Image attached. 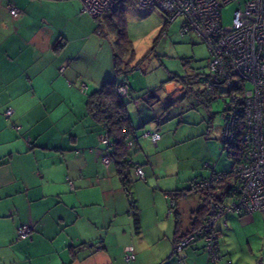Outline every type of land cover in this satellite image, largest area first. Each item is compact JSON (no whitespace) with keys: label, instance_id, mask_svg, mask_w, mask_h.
I'll use <instances>...</instances> for the list:
<instances>
[{"label":"crops","instance_id":"0c3cea01","mask_svg":"<svg viewBox=\"0 0 264 264\" xmlns=\"http://www.w3.org/2000/svg\"><path fill=\"white\" fill-rule=\"evenodd\" d=\"M94 22L79 0H0V264H211L202 239L176 254L172 246L204 211L205 197L192 181L207 176V163L217 170L222 156L217 95L192 91L201 111L160 130L147 121H164L162 108L127 86L135 133L156 128L161 136L157 144L138 139L131 150L145 179L104 164L87 99L113 78L115 39L97 36ZM166 86L167 100L189 90ZM175 190L182 194L167 215L166 193ZM222 222L221 259L212 264H264V212ZM21 224L31 226L25 238L18 237ZM126 247L135 254L130 262Z\"/></svg>","mask_w":264,"mask_h":264},{"label":"built area","instance_id":"2783aa9c","mask_svg":"<svg viewBox=\"0 0 264 264\" xmlns=\"http://www.w3.org/2000/svg\"><path fill=\"white\" fill-rule=\"evenodd\" d=\"M80 2L81 11L97 24L116 8V0ZM232 2L240 5L241 0H136L138 5L160 10L169 24L179 19L181 36L191 33L205 42L208 47L206 66L212 77L204 83L205 87L213 90L222 83L229 91L228 96L222 98L221 142L223 152L239 157L231 167L234 187L221 202L217 201L216 195H220L221 190H217L216 185L225 173L212 172L194 182L192 189L205 191L207 195V213L199 226L174 241L172 246V252L176 254L196 238L203 239L207 262L211 264L221 259L216 228L218 220L226 214L238 216L264 212V0H243L242 6L233 10L231 23L224 26L221 7ZM8 9L13 17L18 15L15 5H9ZM117 91L121 98L132 99L126 84L119 85ZM4 114L9 117L12 109L6 108ZM125 138L126 148L132 150L140 138L156 144L160 134L154 128L144 129L134 136L126 134ZM99 140L107 146L102 162L108 165L114 155L108 129L99 134ZM212 166L214 163L207 164V167ZM134 171L140 179H145L139 165L135 164ZM166 197L167 215H170L176 198L172 192ZM30 231V225L21 224L17 228L18 237L25 238ZM124 258L127 262L135 259L132 247H126ZM224 264L230 263L226 261Z\"/></svg>","mask_w":264,"mask_h":264},{"label":"rangeland","instance_id":"374dc122","mask_svg":"<svg viewBox=\"0 0 264 264\" xmlns=\"http://www.w3.org/2000/svg\"><path fill=\"white\" fill-rule=\"evenodd\" d=\"M7 1L14 2V0ZM242 1L240 5L232 2L221 7L224 26L231 23L232 12L235 8L242 6ZM179 23L178 19L174 23L166 24L165 15L152 6L138 4L125 6L123 27L132 44V55L122 53L124 51L121 50L118 54H120L122 65L127 63L129 68L139 65L141 71H132L131 68H128L126 74L119 75V78L125 80L134 96L140 101L143 100L142 102L146 104H149L150 101L153 108H162L159 115L160 118H165L164 121L158 122L154 117L147 121L154 125L158 123L161 126L160 130H163L168 123L175 121L174 119L187 120L188 115L195 116L196 114L193 112L201 111L202 108L198 103L195 104L196 99L191 92L206 91L204 81L210 75L206 66L208 58L206 43L195 35L190 38L181 36L178 32ZM94 24L97 36L113 42L114 34H111L104 24L103 34L98 32L101 28H98L96 21ZM163 26L164 29H162ZM170 82L183 84L186 89H189L187 94L185 92L167 100L166 85ZM214 92L217 98L213 101V107L215 108L216 125L219 128L223 124L221 118L222 98L228 96L229 91L224 84L220 83L215 86ZM221 155L217 162V169L228 170L233 160L223 152Z\"/></svg>","mask_w":264,"mask_h":264},{"label":"trees","instance_id":"16d2710c","mask_svg":"<svg viewBox=\"0 0 264 264\" xmlns=\"http://www.w3.org/2000/svg\"><path fill=\"white\" fill-rule=\"evenodd\" d=\"M136 4H137L136 0H116L115 10L110 12V13L105 14L101 19H99V21H98L99 24H97V26H98V28H101L100 32L102 33L103 32L102 27L106 26V28L111 32V34L113 33L114 37H115V42L113 44V49H112L113 78L104 82L101 85V87L98 90H96L94 93L90 94L88 99H87V106L89 108V111L91 113H93L94 118H96V120L99 122V125H100L99 130H98V141L104 147V149L107 148V146L105 144L100 142L99 134L101 132H103L104 130L108 129V135H109V138L112 142V149L114 152L112 162H114L118 166L120 173H122L123 169H125V168L134 169L135 164H136L132 159L131 150H128L126 148V145H125L126 144V138H125L126 134H130L133 136L135 134V128L132 127L129 118L126 115V105L129 102H128L127 98H125V99L121 98L118 94V91H117V88L119 85L126 84L125 80L119 78V75H121V74L124 75V73L126 74L128 68H129L127 63L122 65V60H121L120 54H118V52L121 50V51H124L122 53H126V54L129 53L132 55V44L128 40L127 35L124 31V27H123L124 21H125V6L126 5H136ZM166 24H169L167 22V20H166ZM162 29H164V26ZM178 32H179V30H178ZM192 35H194V34L189 33V34L184 35V37L186 36V37L190 38V37H192ZM135 67L136 66L130 67L131 69L130 68L129 69L133 70ZM207 80H205L204 83ZM187 90H188V88H187ZM204 92H202V93H204ZM136 143H137V140L134 143V145ZM221 151H222V142H221ZM223 153H225L228 157H231L233 160L229 166V169L228 170H218V169L216 170L215 169V163H214V166L208 167L209 173L207 174V176H208L212 172L225 173L224 177L216 185L217 190H221V193H220V195H216V194L215 195L217 197V201H221V202L226 200V197L229 195L230 191L234 187V184H233L234 177H233V172H232L233 170L231 167L236 162L239 161L238 160L239 157H237L236 155H228L226 152H223ZM211 163H213V162H211ZM204 177H206V176H204ZM204 177H200V178L193 180L192 184L194 182H196L197 180H200ZM123 184H124L123 186L125 187L124 188L125 191L128 193V182L126 181V177H124ZM196 192L203 193V195L205 197V204L203 207L204 211L202 213V217L200 219V222L197 225V226H199L203 222V219L207 213V200L208 199H207V195H206L205 191L197 190ZM172 193H174L176 199L182 194V192L177 191V190L172 191ZM131 212H132V210H131ZM227 215H230V214L224 215L223 218L221 220H218L217 224H216V228L219 231L217 240H218V248H219L220 254H221V250H220V244H219V235H220L219 224L222 222L224 217H226ZM231 215H235V214H231ZM224 222H222L223 225H225ZM197 226H195L191 229H194ZM190 230H188L187 232H189ZM186 233H184L180 237L184 236ZM180 237H178L176 240H178ZM196 240H198V238H196L192 243H194ZM202 241H203V239H202ZM203 245H204V241H203ZM229 263L232 264L231 262H229Z\"/></svg>","mask_w":264,"mask_h":264},{"label":"clouds","instance_id":"9594fccd","mask_svg":"<svg viewBox=\"0 0 264 264\" xmlns=\"http://www.w3.org/2000/svg\"><path fill=\"white\" fill-rule=\"evenodd\" d=\"M136 66H139V65H136ZM153 129V128H152ZM154 129H156V128H154ZM157 131H158V129H156ZM159 132V131H158ZM159 134H160V132H159ZM160 136H161V134H160ZM159 141V140H158ZM157 144V143H156ZM208 164V163H207ZM167 194V193H166Z\"/></svg>","mask_w":264,"mask_h":264}]
</instances>
